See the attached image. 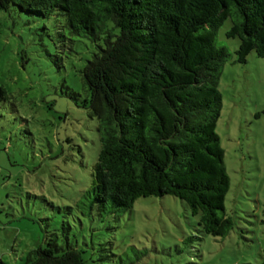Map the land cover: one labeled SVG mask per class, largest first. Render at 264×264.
Returning a JSON list of instances; mask_svg holds the SVG:
<instances>
[{"label":"rangeland","instance_id":"obj_1","mask_svg":"<svg viewBox=\"0 0 264 264\" xmlns=\"http://www.w3.org/2000/svg\"><path fill=\"white\" fill-rule=\"evenodd\" d=\"M60 19L0 11V82L9 90L0 103V264H24L55 232L60 242L68 232L86 259L108 248L107 264H264V57L237 62L231 20L219 28L217 42L232 51L217 132L234 227L216 237L174 195L139 197L118 215L84 198L101 148L98 121L62 92L66 83L84 94L82 68L97 47L61 31Z\"/></svg>","mask_w":264,"mask_h":264},{"label":"trees","instance_id":"obj_2","mask_svg":"<svg viewBox=\"0 0 264 264\" xmlns=\"http://www.w3.org/2000/svg\"><path fill=\"white\" fill-rule=\"evenodd\" d=\"M0 11L61 18V31L96 44L82 68L84 94L66 83L62 92L98 121L101 148L83 195L92 206L118 215L139 197L170 194L190 207L204 233H230V177L217 124L220 76L232 51L217 35L230 19L226 35L240 40L236 61L252 52L264 57V0H0ZM8 98L0 82V103ZM58 235L24 264L112 261L108 248L86 259L68 232L62 242Z\"/></svg>","mask_w":264,"mask_h":264}]
</instances>
